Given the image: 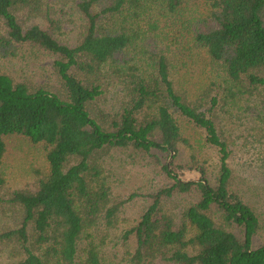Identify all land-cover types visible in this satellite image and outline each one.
Here are the masks:
<instances>
[{
    "label": "trees",
    "instance_id": "16d2710c",
    "mask_svg": "<svg viewBox=\"0 0 264 264\" xmlns=\"http://www.w3.org/2000/svg\"><path fill=\"white\" fill-rule=\"evenodd\" d=\"M188 1L0 0V58L45 56L52 76L0 66V264H107L94 231L135 195L107 181L114 149L155 157L168 179L124 230V264H264V221L234 165L239 111L264 125V0H200L198 17ZM11 136L44 155L18 187L3 172ZM177 195L194 198L179 216L164 209Z\"/></svg>",
    "mask_w": 264,
    "mask_h": 264
},
{
    "label": "rangeland",
    "instance_id": "374dc122",
    "mask_svg": "<svg viewBox=\"0 0 264 264\" xmlns=\"http://www.w3.org/2000/svg\"><path fill=\"white\" fill-rule=\"evenodd\" d=\"M186 8L188 16H201L196 9L206 13V6L200 0H189ZM31 53H23L16 58L1 59L0 66L16 77L30 78L37 81L51 79L49 62L45 56L36 57ZM202 58V57H201ZM109 100L107 109L117 106L118 98ZM240 119L236 122V160L234 164L240 176L245 177L243 187L246 197L252 200L264 221V125L256 122L251 111L240 110ZM186 136L193 147L199 148L196 153L200 158H207V150L201 145L199 131L187 128ZM189 149L185 148L182 162L187 160ZM161 162H169L170 157L160 154ZM44 155L39 144L11 136L7 140L3 172L11 187H18L31 180L33 171L44 166ZM105 175L116 194L127 198L131 193L135 195L121 207L112 225L94 231V238L99 245L100 252L107 264H124L128 251L133 248L132 243L123 239V232L140 217L148 204L144 194L163 185L168 179L161 172L155 157H144L141 154L127 150L114 149L104 156ZM194 198L188 195H177L167 200L164 209L176 216L188 207ZM264 224V222H263ZM264 241V230L255 240V245Z\"/></svg>",
    "mask_w": 264,
    "mask_h": 264
}]
</instances>
